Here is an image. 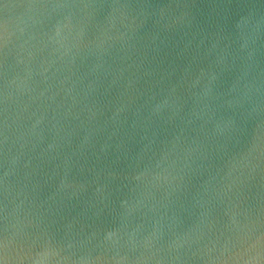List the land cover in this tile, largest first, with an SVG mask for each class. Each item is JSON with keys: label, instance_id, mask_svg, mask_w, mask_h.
<instances>
[{"label": "water", "instance_id": "1", "mask_svg": "<svg viewBox=\"0 0 264 264\" xmlns=\"http://www.w3.org/2000/svg\"><path fill=\"white\" fill-rule=\"evenodd\" d=\"M0 264H264V0H0Z\"/></svg>", "mask_w": 264, "mask_h": 264}]
</instances>
